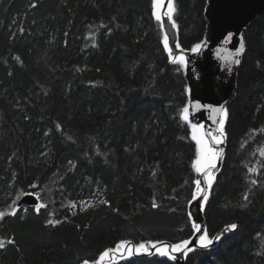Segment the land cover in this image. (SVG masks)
I'll return each mask as SVG.
<instances>
[{
  "label": "trees",
  "instance_id": "1",
  "mask_svg": "<svg viewBox=\"0 0 264 264\" xmlns=\"http://www.w3.org/2000/svg\"><path fill=\"white\" fill-rule=\"evenodd\" d=\"M207 3L174 0L185 50L204 42ZM153 11V0H0V211L17 208L0 221V264H95L121 240L195 234L190 88ZM246 42L204 209L210 237L238 229L185 264H264V15ZM20 193L39 203L19 205ZM137 254L111 264H179Z\"/></svg>",
  "mask_w": 264,
  "mask_h": 264
},
{
  "label": "water",
  "instance_id": "2",
  "mask_svg": "<svg viewBox=\"0 0 264 264\" xmlns=\"http://www.w3.org/2000/svg\"><path fill=\"white\" fill-rule=\"evenodd\" d=\"M166 4L167 0H165V8L162 9V12L167 10ZM259 14L264 15V0H208L205 10L207 30L203 42V50L197 54L192 53L190 50H185L183 47H180V49L174 48V54H180L181 49H183L188 59V64L185 68V76L191 90L189 105L190 103L194 105L199 102L202 105H210L213 108H218L221 105L228 108V105L235 99L238 91L239 70L247 52L246 33L250 29L255 17ZM164 30L169 34L170 46L175 42L179 43V30L177 27H171L166 17ZM228 32L233 33L234 38L232 41L225 44L222 36ZM240 37H243L245 50L238 57L240 60L238 65H229L228 62L217 57V50L221 48H227L230 52L235 53L239 48L238 41ZM229 67L231 70H229ZM211 117L212 112L208 107H203L201 109L190 107L191 123L202 124L204 126V131L210 132L212 135H218L216 131L218 124L213 123ZM217 119H219V117ZM222 140V143L214 145L217 151L223 149V155L218 159L217 169L214 170L215 175H217L223 166L224 156L227 150L226 136L222 137ZM199 179L202 181L201 186H206L203 177L200 176ZM23 203H28L30 205L38 204L39 199L27 193L20 201V204ZM189 211L195 214L198 222L202 224V227H206L204 210L200 211L195 203L191 201L189 204ZM224 229L216 235L222 234ZM190 239L193 241L191 246L199 248L197 234H194ZM218 244L219 242H215L209 249L216 247ZM132 246L133 250H135V245L132 244ZM151 251L153 255L155 250L151 249ZM145 255H147V253L141 252L136 256ZM175 255H177V259L174 260L176 263L185 264L186 256L182 254Z\"/></svg>",
  "mask_w": 264,
  "mask_h": 264
},
{
  "label": "snow or ice",
  "instance_id": "3",
  "mask_svg": "<svg viewBox=\"0 0 264 264\" xmlns=\"http://www.w3.org/2000/svg\"><path fill=\"white\" fill-rule=\"evenodd\" d=\"M153 16L155 20L159 23L160 28L163 29L165 27V17L167 21L170 22L171 27L176 28V22L173 19V16L176 12L174 0H167L166 8L167 10L162 12V9L165 8V0H153ZM234 38V34L231 32L226 33L222 36L224 43L227 44L229 41H232ZM239 48L235 51V53L230 52L227 48H221L217 50V57L225 62H228L229 65L231 64H239V56L245 50V44L243 41V37L239 39ZM206 43V42H205ZM163 45L164 48L168 52V56L172 64L180 65L183 67H187L188 59L187 56L184 54L183 49H181L180 54H174V48L180 49V44L175 42L172 46H170L169 42V34L165 31L163 33ZM204 43H196L190 49L192 53H200L203 50ZM223 53V54H222ZM19 59V58H17ZM229 70L231 68L229 67ZM189 93L191 90L189 89ZM190 107H194L195 109H201L203 107H208L211 109L212 112V121L213 123H217L218 127L216 131L218 135H212L210 132H206L203 130L204 126L202 124L192 123V139L196 142L198 146V154L196 159L193 163V167L195 171L203 177L204 184L206 186L202 187L201 179L195 180V191L192 193L191 200L195 203L196 207L203 211L208 204L210 191L212 189L213 183L216 180L215 171L217 169V161L223 155V149L219 151L216 150L214 145L220 144L223 142L221 139L225 136L224 125L225 120L228 117V109L221 105L218 108H213L212 106L202 105L199 102L195 103L194 105L185 106L182 108L181 115L184 121H190ZM219 117V119H217ZM70 138V137H69ZM264 155V152L261 153ZM250 172H256V168H250ZM255 183V181H253ZM20 197H17V200ZM37 199L39 197L37 196ZM244 199L247 200V195L244 196ZM104 202V201H102ZM73 208L76 205L73 203L71 205ZM153 206H156L155 204ZM47 205L41 204L39 207L35 209L36 212H40L41 208H46ZM17 212V208L15 204L9 206V209L5 211H0V221L5 220L6 217L15 216ZM188 219L191 231L197 234L198 240V247L201 249H209L215 242H219L222 239V236L225 233L232 232L238 229V225L235 223H231L227 225V227L223 230L222 234L215 235L214 237H210L209 232L206 227H202V224L198 222L195 214L191 211L188 212ZM49 224L53 226L55 224L60 223V221H53L49 220ZM9 244L14 243V241L9 240ZM193 244L192 239H182L175 243H168L165 241H147L146 243H139L135 246V252L137 253H147L149 255L152 254L151 249H154L157 254L160 256H170L172 260L177 259V255L175 254H182L183 256H187L189 253L194 251V247L191 245ZM5 247V243L0 241V249ZM125 252L128 256L133 254V246L131 242L128 240H121L115 248L108 249L99 256V260L95 261V264H104L105 260L109 261L111 264V256L110 253L115 255L119 254L121 258L124 257ZM84 264H88L87 261Z\"/></svg>",
  "mask_w": 264,
  "mask_h": 264
},
{
  "label": "rangeland",
  "instance_id": "4",
  "mask_svg": "<svg viewBox=\"0 0 264 264\" xmlns=\"http://www.w3.org/2000/svg\"><path fill=\"white\" fill-rule=\"evenodd\" d=\"M184 68H185V67H184ZM221 139H222V138H221ZM262 152H264V148H263V147L259 149V155H262V154H261ZM257 163H258V158H257ZM22 196H23V193H20L18 197L21 198ZM19 200H20V199H18V200L16 199V203H17V201H19ZM110 256H111V262L114 261L115 259L120 258V255H119L118 253L115 254V255L110 254ZM116 257H117V258H116ZM104 264H109V261L106 259L105 262H104Z\"/></svg>",
  "mask_w": 264,
  "mask_h": 264
},
{
  "label": "bare ground",
  "instance_id": "5",
  "mask_svg": "<svg viewBox=\"0 0 264 264\" xmlns=\"http://www.w3.org/2000/svg\"><path fill=\"white\" fill-rule=\"evenodd\" d=\"M208 4V3H207ZM206 10V9H205ZM206 18V17H205ZM207 21V20H206ZM204 40H205V38H204ZM30 194H32V195H34V196H36L35 194H33V193H30ZM23 197H24V195L20 198V200H19V202H18V204L19 205H23V204H26V205H30V204H28V203H23V204H20V201L23 199ZM37 197V196H36ZM31 205H37V204H31ZM218 234V233H217ZM133 253L134 254H137L136 252H135V250H133Z\"/></svg>",
  "mask_w": 264,
  "mask_h": 264
}]
</instances>
